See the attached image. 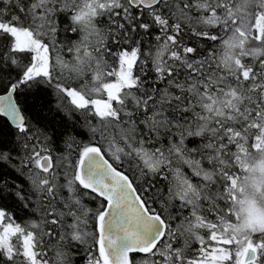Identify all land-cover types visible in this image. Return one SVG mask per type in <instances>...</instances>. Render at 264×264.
<instances>
[{
    "label": "snow or ice",
    "instance_id": "6c2138e0",
    "mask_svg": "<svg viewBox=\"0 0 264 264\" xmlns=\"http://www.w3.org/2000/svg\"><path fill=\"white\" fill-rule=\"evenodd\" d=\"M0 264H264V0H0Z\"/></svg>",
    "mask_w": 264,
    "mask_h": 264
}]
</instances>
